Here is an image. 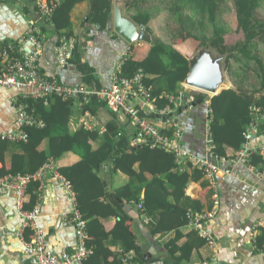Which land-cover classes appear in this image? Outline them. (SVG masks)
<instances>
[{
  "label": "trees",
  "instance_id": "obj_1",
  "mask_svg": "<svg viewBox=\"0 0 264 264\" xmlns=\"http://www.w3.org/2000/svg\"><path fill=\"white\" fill-rule=\"evenodd\" d=\"M81 1L84 0H58L49 22L54 25L60 37L72 36L71 11ZM230 5L236 15L235 31L242 33V37L232 44L226 41V35L231 30L223 18ZM262 7L264 0H129L128 9L131 17L151 36L153 34L151 21L157 14L164 13L168 21L177 24L184 32L187 31L189 37L198 42V46L228 54L227 71L233 87L209 96L211 109L209 133L212 143L210 152L219 158L232 156L228 152L232 145L225 140L226 136L239 139L240 144L243 141L242 133L251 118L250 107L258 106L264 112V96L251 100L247 88L254 78V86L260 85L258 89L254 87L255 91L264 89V58L260 54L261 51L264 52V8ZM259 9H263V14L260 16ZM109 17V11L92 6L86 16V22L105 29ZM40 28L43 29L44 26L39 27V30ZM184 39L181 36L177 44L185 51L187 48L182 43ZM8 42L12 41L3 42L1 45ZM131 54L129 52L120 74L130 77L138 69H142L143 84L149 90L151 101L158 108L171 104L167 94L179 95L180 98L186 95L183 81L189 70V63L177 49L154 39L142 59L136 60ZM70 61L76 64L81 72L83 84L94 89L102 87L94 69L81 60L79 51H73ZM204 97V94L198 95V99L202 100ZM29 103L36 115L45 121V126L28 127V138L25 142L0 139L3 149H7L10 145V147L17 146L22 151V154H12L11 171H9L32 173L50 156L58 158L67 152L76 155L77 159L72 164L60 167L55 162V166L61 174L71 180L77 197L82 192H87L89 195L86 207L78 202L79 209L87 220L86 244L91 248L85 264H121L120 260L124 252L137 251L132 236L124 227L122 213L117 210L110 198L112 194L127 203H136L141 214L152 217L149 230L153 235L190 226L188 209L199 211L201 207L199 202L185 194V190L193 181H198L203 186L208 184L201 167L188 164L180 168L173 153L148 143L134 145L132 143L134 135L129 136L124 133L114 111L108 110L110 116L104 120L102 131L97 127L87 128L82 123L72 130L70 122L75 111L72 99L53 96L49 98L47 104H44L40 98L30 100ZM100 106L105 107V104L92 97L82 106L80 115L85 111L95 114ZM161 117L165 119L168 115ZM259 128L264 129V121ZM170 131L168 130L169 133ZM45 140H49V148L42 150ZM52 143L55 147H51ZM131 155L139 157L135 172L120 162L121 159ZM250 161L258 169H263L262 154L254 153ZM101 167L104 171L102 178L98 175ZM117 172L127 175V180L119 186H110ZM104 181L106 185L103 184ZM27 187L25 208L31 209L34 204L28 201L27 196L33 190H38L39 182L33 180ZM113 215H117L118 220L116 231L112 233L114 238L120 239L121 248L114 253L112 259H106L103 254L109 232L105 231L101 219ZM186 230H189V233L184 245L177 244L180 239L178 233L177 237L168 242L170 259L167 264H181L182 261L190 259L191 253L203 245L208 247L207 258H210L212 251L207 241L193 228ZM259 230L257 244L264 246V228L261 227ZM30 232L29 229L26 230V237ZM137 262L138 257L135 253L131 263Z\"/></svg>",
  "mask_w": 264,
  "mask_h": 264
},
{
  "label": "crops",
  "instance_id": "obj_2",
  "mask_svg": "<svg viewBox=\"0 0 264 264\" xmlns=\"http://www.w3.org/2000/svg\"><path fill=\"white\" fill-rule=\"evenodd\" d=\"M114 3L115 0H84L77 3L71 11L73 31L71 43L74 50L79 51L81 60L94 69L95 76L100 80L102 86H108L112 83V73L125 49L129 48L131 55L136 60H140L149 48V44L143 42L125 43L114 30H108L107 27L100 29L96 25L86 22V16L92 6L109 11L111 17ZM120 4L124 6L126 13L131 17V12L128 9L129 0H120ZM33 24L36 27L44 26L43 29L40 28L43 34L42 49L38 59L41 72L63 84L77 85L82 83V74L70 59L63 66L57 63L54 47L60 35L52 23L42 21L35 8L34 0H0V44L6 41L19 42L22 40L21 48L24 51H29L33 47V43L28 40L25 33ZM154 39L177 49L188 60L190 54H186L177 42L174 43L170 38L159 37L153 32L152 41ZM260 54L264 58V52L261 51ZM227 81L231 86L222 87L216 94L223 89L233 87L229 74H227ZM254 85L255 80L252 78L251 85L247 87L249 88L248 97L251 100L261 95L264 96V89L257 92L254 87L258 89L260 85ZM19 92L20 90L17 88L0 87V133L13 128L16 114L15 97ZM185 93L186 95L181 97L177 103H171L173 106L168 104L164 108L169 107L171 112H168V115L181 126L183 146L192 154L205 157L210 152L206 141L208 106L203 99L201 102L198 101L201 100L198 99L199 93L193 89L185 87ZM80 109L75 106L70 122L72 130L80 125L85 118L83 113L80 115ZM88 112L93 120L91 128L97 127L100 131L104 130V120L110 116L106 106H100L95 114ZM154 114L151 118L157 122L161 120L160 123L162 124L164 119L158 114ZM116 116L124 133L129 136L134 135L135 128L130 124L127 116L120 113H116ZM225 140L232 145V148L229 147L228 149L231 155L237 150L240 140L229 136H226ZM250 145H264V129L260 130L259 128L257 136L250 141ZM51 147H55V144L52 143ZM47 148H49V140H45L42 144V150H47ZM13 153L22 154V151L17 146L10 147L9 145L7 149H3L0 145L1 174L11 171ZM76 159V155L67 152L56 158V162L60 167H65L72 164ZM138 160L137 155H131L126 159H121L120 162L135 172ZM219 165L222 169L230 167L223 160H220ZM233 168L239 177H228L224 181H218L219 206L216 215L207 224V229L216 240V250L211 264H264V250H262L264 246L259 249L258 244L253 245L250 239L252 226L264 220V176H257L241 163H237ZM17 172L21 171L18 170ZM126 180L127 175L117 172L113 181L110 182V186H119ZM44 184L37 224L45 234L47 249L50 252L56 255L62 252L70 253L75 249L76 234L73 226L70 223H65L64 219L65 216L70 215L73 202L65 193L63 186L51 174L45 175ZM36 194H39V188L27 196L31 204L35 205L39 202V197ZM185 194L192 200L199 202L201 207L199 211L206 212L211 209V190L207 183L203 186L200 182L193 181L187 186ZM110 198L117 210L122 213L124 227L135 242L137 251L134 252L138 257L136 264H167L170 259L168 242L177 237V233L180 235L177 244L182 246L186 243V236L189 233L186 228L191 229L190 226L187 225L177 231L169 230L153 235L149 230V226H151L149 224L153 218L141 214L136 203H127L113 194ZM77 200L83 207H86L89 202L88 193H79ZM117 220V215L101 219L105 231L109 232L105 240L106 247L103 254L106 259H112L114 253L121 248L120 239L114 238L112 233L116 231ZM18 223L19 217L14 192L0 186V264H31L29 257L23 250L22 240L16 233ZM208 253V247L203 245L194 250L190 259L182 261L181 264H201L207 258ZM208 259L209 257L206 260Z\"/></svg>",
  "mask_w": 264,
  "mask_h": 264
},
{
  "label": "built area",
  "instance_id": "obj_3",
  "mask_svg": "<svg viewBox=\"0 0 264 264\" xmlns=\"http://www.w3.org/2000/svg\"><path fill=\"white\" fill-rule=\"evenodd\" d=\"M37 13L43 22H49L58 0H34ZM40 36L39 38L36 36ZM42 35V36H41ZM25 36L33 43L29 51L21 48L22 40L19 42H8L5 45L0 44V87L17 88L20 90L15 97V120L13 128L0 133V139L12 142H25L28 138L27 128H42L45 121L36 115L30 100L42 99L44 104L49 102V98L56 96L62 99H72L75 106H82L94 97L98 102H103L108 110L127 116L130 124L135 128V134L132 143H148L151 146L161 147L175 156V161L180 168L188 164L199 166L204 171V178L208 182L211 190L212 207L210 210L194 211L188 209L187 216L190 218L189 225L199 236L203 237L212 250L208 260L201 264H211L216 250V240L207 229L208 222L216 215L219 206L218 181H224L228 177L238 178L239 175L233 170V166L241 163L247 166L257 176H264V167L262 170L255 167L250 159L254 153L262 154L264 158V145H250V141L257 136L259 127L264 121V112L258 106H251V118L245 126L242 133L243 141L229 158H219L211 152L205 157H199L189 152L182 144L183 130L181 126L168 115L171 112L169 107L159 110L151 101L148 88L143 84V71L138 69L134 75L127 77L120 74L122 65L129 54V48L122 53L114 72L112 73V83L108 86H102L94 89L83 83L77 85H67L60 83L55 78H49L41 72L38 66V59L42 49L43 34L39 27L34 24L27 29ZM74 46L71 43V37H60L54 47V54L59 65H65L71 58ZM191 88V87H189ZM199 94H204V102L207 104V137L209 151L212 147L209 133L210 123V100L208 93L191 88ZM171 103H177L180 96L167 95ZM154 113L159 116L168 115L162 124L161 120L155 121L151 118ZM85 118L82 124L91 128L93 125L92 116L88 111L84 112ZM171 129L170 133L167 132ZM220 160L230 165L222 169L219 165ZM56 158L48 157L43 164L32 173L6 172L0 173V186L14 192L15 205L19 217V223L16 233L22 240L23 250L29 257L31 264H85L86 258L91 253V248L87 246V220L80 211L77 201V195L73 188L71 180L62 175L55 166ZM1 168V164H0ZM51 174L63 186L65 193L73 202L70 215L65 216V223H70L76 234L75 249L71 252H62L56 255L47 249L46 237L43 230L37 224L40 201L43 197L42 189L44 187V177ZM36 180L39 182V202L33 208H25L26 189L28 184ZM67 217V218H66ZM264 228V220L255 223L251 228L250 239L253 245L257 244L259 228ZM31 232L26 237V230ZM261 249V246H258ZM264 250V247H262ZM135 252L130 250L123 253L121 264H132L131 260Z\"/></svg>",
  "mask_w": 264,
  "mask_h": 264
},
{
  "label": "water",
  "instance_id": "obj_4",
  "mask_svg": "<svg viewBox=\"0 0 264 264\" xmlns=\"http://www.w3.org/2000/svg\"><path fill=\"white\" fill-rule=\"evenodd\" d=\"M107 29L114 30L125 43L152 42L151 34L126 13L120 0H115ZM227 57V53L198 46V49L188 56L189 70L184 79L185 87L195 88L210 95L216 94L224 86L230 87L225 70ZM98 175L103 177V167L100 168ZM103 184L106 185V182Z\"/></svg>",
  "mask_w": 264,
  "mask_h": 264
},
{
  "label": "rangeland",
  "instance_id": "obj_5",
  "mask_svg": "<svg viewBox=\"0 0 264 264\" xmlns=\"http://www.w3.org/2000/svg\"><path fill=\"white\" fill-rule=\"evenodd\" d=\"M261 14H263V9H259L258 11V15L260 16ZM223 18L228 23L231 30L230 33L226 35V41L228 44H232L242 37V33L235 31L237 27V21L235 12L231 5L229 9L226 10V12L224 13ZM150 25L152 27L153 32H155L157 36L162 38H170L174 43L178 42L179 38L181 37V34H183L184 36L182 35V37H185V39L182 40V43L185 48H187L184 51L186 54H192L198 49V42L192 40L189 37L188 33L184 32L183 29L181 27H178L177 24L172 21H168L164 13L157 14L151 21ZM225 64L226 74H229L227 71V63Z\"/></svg>",
  "mask_w": 264,
  "mask_h": 264
},
{
  "label": "bare ground",
  "instance_id": "obj_6",
  "mask_svg": "<svg viewBox=\"0 0 264 264\" xmlns=\"http://www.w3.org/2000/svg\"><path fill=\"white\" fill-rule=\"evenodd\" d=\"M189 88V87H188Z\"/></svg>",
  "mask_w": 264,
  "mask_h": 264
}]
</instances>
